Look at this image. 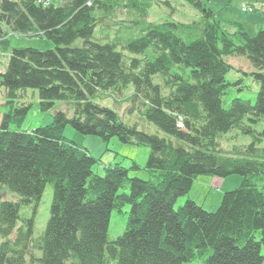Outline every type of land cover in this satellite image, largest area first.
Returning a JSON list of instances; mask_svg holds the SVG:
<instances>
[{
  "label": "trees",
  "instance_id": "trees-1",
  "mask_svg": "<svg viewBox=\"0 0 264 264\" xmlns=\"http://www.w3.org/2000/svg\"><path fill=\"white\" fill-rule=\"evenodd\" d=\"M184 1L198 22H147L153 2L168 5L160 0H0V38L6 27L54 45L12 50L0 73V264H264V31L250 38L239 26L229 36L200 0ZM229 56L247 58L259 87L254 103L225 104L238 84L226 79ZM28 89L41 111L59 102L64 110L47 126L13 131L31 107ZM128 91L121 101L136 115L132 125L99 102ZM67 126L150 147V178L129 179L119 165L94 174L98 160L64 136ZM236 132L250 143L223 152L220 140ZM199 176L241 182L214 212L190 199L175 209ZM47 185L49 219L35 239L33 218L19 212ZM4 189L19 200L5 199ZM125 206L126 228L109 241L111 213Z\"/></svg>",
  "mask_w": 264,
  "mask_h": 264
},
{
  "label": "rangeland",
  "instance_id": "rangeland-1",
  "mask_svg": "<svg viewBox=\"0 0 264 264\" xmlns=\"http://www.w3.org/2000/svg\"><path fill=\"white\" fill-rule=\"evenodd\" d=\"M18 1V0H12ZM154 1V0H153ZM168 2V5H156L153 2L151 8L148 10L147 22L162 23L165 21H173L177 23L189 24L198 22L200 15L198 12L184 0H160ZM206 5V8L212 11L215 21L219 22L222 31L229 36L237 35L236 29L240 26L243 32L250 38L255 37L259 31H264V0H200ZM53 3H56L53 1ZM121 16L111 21L110 25L113 27L119 19L126 17ZM107 23V22H106ZM99 30H97L98 32ZM106 31V30H105ZM136 31V30H135ZM136 33L131 31V33ZM138 34V33H136ZM198 35V34H197ZM237 37V36H236ZM235 39L238 44V39ZM37 49V50H52L54 45L52 41L41 37L38 33L29 35L14 34L8 28H3V36L0 38V73H4L7 69L9 55L14 49ZM227 63L233 68L229 72L226 79L227 81L238 84L231 87L225 97V104L227 105L232 99L241 98L249 100L254 103L259 87L254 82L253 77L250 75L252 69L245 57L229 56L226 59ZM236 73V72H242ZM130 91L125 92L124 96H109L103 99L100 105L114 109L119 115L121 120L129 125L136 121L135 114H129V104L121 101L127 97ZM1 95V94H0ZM26 99L31 107L17 128L11 125L10 129L13 131L30 132L39 127H44L52 122V117L56 111L64 110V104L57 103L52 110L43 112L39 106V99L34 90H26ZM3 99L0 97V112L4 111ZM262 124L252 126L255 131L262 129ZM157 131L151 125L148 132L150 134ZM64 136L78 146L86 149L90 156L96 160L92 171L94 174L103 176V169L113 165L128 170L129 179L137 178L146 181L150 178V174L146 171L145 167L150 154V147L138 146L135 144H123L117 138H111L108 143L102 142L97 136L82 135L76 132L70 126L64 130ZM250 143V138L241 136L240 134L232 133L223 137L219 145L223 152H231L234 148L237 150L243 149ZM133 164L138 166V169H132ZM241 178L238 176H229L227 178H212L207 176H199L194 181L190 191L187 195L179 197L174 208L178 209L188 199L195 202L197 205L202 206L208 212H214L219 207L222 196L224 193L233 191L239 187ZM259 189L264 193V188L259 184ZM2 196L11 202H16L19 197L8 190H2ZM52 201V188L47 185L43 191L40 201L35 204L31 203L27 206H21V218H33V238L38 239L44 232L46 224L49 219L50 206ZM129 206H125L122 213L113 211L110 216L108 226V240L113 241L121 236L126 228ZM20 222L17 224L19 227ZM264 256V250L262 251ZM192 264V263H185Z\"/></svg>",
  "mask_w": 264,
  "mask_h": 264
}]
</instances>
